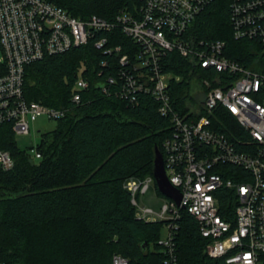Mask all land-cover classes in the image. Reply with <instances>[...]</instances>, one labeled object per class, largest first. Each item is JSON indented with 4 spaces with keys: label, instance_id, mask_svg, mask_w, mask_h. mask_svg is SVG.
I'll list each match as a JSON object with an SVG mask.
<instances>
[{
    "label": "built area",
    "instance_id": "built-area-1",
    "mask_svg": "<svg viewBox=\"0 0 264 264\" xmlns=\"http://www.w3.org/2000/svg\"><path fill=\"white\" fill-rule=\"evenodd\" d=\"M214 0H134L113 20L73 17L45 0H0V126L29 134L39 117L58 121L68 109H55L24 96L26 66L63 55L93 40L105 57L97 86L107 97L138 106L142 97L157 104L171 134L160 151L179 206L166 198L160 214L168 233L157 245L160 264H180L176 242L185 210L207 241L205 252L222 264H264V0H230L232 38L253 45L252 67L227 55L225 41L199 38L195 23ZM170 54L188 63L175 74ZM194 82L202 98H172L173 86ZM90 81L82 66L71 103L81 104ZM29 155L41 158L37 150ZM0 167H14L0 149ZM153 178L125 182L131 205ZM144 215L151 210L141 208ZM144 220V219H143ZM0 264H6L0 260ZM112 264H128L114 256Z\"/></svg>",
    "mask_w": 264,
    "mask_h": 264
},
{
    "label": "trees",
    "instance_id": "trees-1",
    "mask_svg": "<svg viewBox=\"0 0 264 264\" xmlns=\"http://www.w3.org/2000/svg\"><path fill=\"white\" fill-rule=\"evenodd\" d=\"M45 1L76 18L97 16L107 21L134 4V0ZM229 4L230 0H214L195 23L196 32L199 38L225 41L228 57L252 67V43L232 38ZM104 58L92 40L25 68L27 101L69 111L55 130L42 134L39 160L18 149L9 125L0 126V149L14 160L12 170L0 167V260L6 264H112L114 256L128 264L161 263L157 242L165 222L138 218L124 185L131 178H153L155 148L162 150L171 126L149 97L132 107L101 93L96 83ZM169 58L175 74L188 67L177 54ZM82 66L90 87L81 104L74 106L71 95ZM186 79L173 86L175 101L187 98ZM178 224L180 264H222L206 254L207 241L185 210ZM45 228L51 229L46 236L38 234Z\"/></svg>",
    "mask_w": 264,
    "mask_h": 264
},
{
    "label": "rangeland",
    "instance_id": "rangeland-1",
    "mask_svg": "<svg viewBox=\"0 0 264 264\" xmlns=\"http://www.w3.org/2000/svg\"><path fill=\"white\" fill-rule=\"evenodd\" d=\"M2 57V53L0 51V58ZM189 95H196V99L199 100L202 98V93L198 88L197 84L194 82L191 84L188 89ZM187 96V97H188ZM29 134H16L14 135V142L18 149L25 152L28 155H33L32 151L35 150L37 145H39L41 141V136L44 133L51 132L56 129L57 121L50 120L46 117H39L35 121L31 122ZM138 208H136V215L138 218L144 219L146 221H157L160 222L161 219L158 216L163 208V206L168 203V200L158 194L156 185L154 181L151 182L149 190L143 194L138 195L137 197ZM141 208H146L151 210V213L144 215L141 211ZM51 229L45 228L43 231L38 234L42 236H46ZM168 233L166 223L162 226L159 237L160 239H164ZM152 249V246H151Z\"/></svg>",
    "mask_w": 264,
    "mask_h": 264
},
{
    "label": "water",
    "instance_id": "water-1",
    "mask_svg": "<svg viewBox=\"0 0 264 264\" xmlns=\"http://www.w3.org/2000/svg\"><path fill=\"white\" fill-rule=\"evenodd\" d=\"M152 177L158 192L176 203L179 206L181 201V196L177 192V190L169 183L167 176L165 174L163 158L160 151L155 148L154 151V161H153V169H152ZM147 244H145V247Z\"/></svg>",
    "mask_w": 264,
    "mask_h": 264
}]
</instances>
